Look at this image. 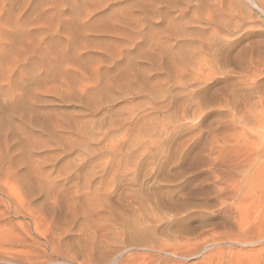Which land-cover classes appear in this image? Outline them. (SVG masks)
Instances as JSON below:
<instances>
[{
	"label": "rangeland",
	"instance_id": "rangeland-1",
	"mask_svg": "<svg viewBox=\"0 0 264 264\" xmlns=\"http://www.w3.org/2000/svg\"><path fill=\"white\" fill-rule=\"evenodd\" d=\"M263 168L264 0H0V264H264Z\"/></svg>",
	"mask_w": 264,
	"mask_h": 264
},
{
	"label": "bare ground",
	"instance_id": "bare-ground-1",
	"mask_svg": "<svg viewBox=\"0 0 264 264\" xmlns=\"http://www.w3.org/2000/svg\"><path fill=\"white\" fill-rule=\"evenodd\" d=\"M251 1H252V0H251ZM250 5H251V4H250ZM232 165H233V164H232ZM233 166H234V165H233ZM239 166H240V165H239ZM259 166H260V165H259ZM255 167H256V166H255ZM228 168H229V167H228ZM258 168H259V167H258ZM236 169H237V168H236ZM234 170H235V169H234ZM247 171H248V170H247ZM247 171H246V172H247ZM263 171H264V168H263ZM257 172H258V171H257ZM263 173H264V172H263ZM233 174H234V173H233ZM132 175H133V174H132ZM229 175H230V174H229ZM238 175H239V174H238ZM242 175H243V174H242ZM219 176H220V175H219ZM262 176H263V175H262ZM240 177H241V176H240ZM254 177H255V176H254ZM232 178H233V177H232ZM235 178H236V177H235ZM255 178H256V177H255ZM255 178H254L253 180H255ZM133 179H134V178H133ZM220 179H221V178H220ZM223 179H224V178H223ZM229 179H230V178H229ZM238 179H239V177H238ZM243 179H244V178H243ZM243 179H242V180H243ZM249 179H250V178H249ZM131 180H132V179H131ZM137 180H138V179H137ZM230 180H233V179H230ZM234 180H235V179H234ZM129 181H130V180H129ZM224 181H225V179H224ZM246 181H247V180H246ZM35 182H36V181H35ZM47 182H48V181H47ZM137 182H138V181H137ZM137 182H136V184H137ZM226 182H227V181H226ZM38 183H39V182H38ZM131 183H132V182H131ZM134 183H135V181H134ZM222 183H224V182H222ZM235 183H236V182H235ZM241 183H242V182H241ZM255 183H256V182H255ZM17 184H18V183H17ZM35 184H36V183H35ZM39 184H40V183H39ZM42 184H43V183H42ZM224 184H225V183H224ZM227 184H228V183H227ZM230 184H231V183H230ZM238 184H240V183H238ZM245 184H246V182H245ZM257 184H258V183H257ZM37 185H38V184H37ZM48 185H49V184H48ZM131 185H133V184H131ZM246 185H247V184H246ZM35 186H36V185H35ZM38 186H39V185H38ZM76 186H77V185H76ZM138 186H140V185H138ZM243 187H244V186H243ZM243 187H242V188H243ZM261 187H262V186H261ZM261 187H259V188H261ZM36 188H37V186H36ZM81 188H83V187H81ZM18 189H19V188H18ZM34 189H35V188H34ZM85 189H86V188H85ZM135 189H137V188H135ZM47 190H48V189H47ZM76 190H77V188H76ZM76 190H75V191H76ZM88 190H89V189H87V191H88ZM254 190H255V189H254ZM257 190H258V189H257ZM260 190H261V189H260ZM29 191H30V190H29ZM29 191H28V192H29ZM32 191H33V190H32ZM40 191H41V190H40ZM134 191H135V190H134ZM138 191H139V190H138ZM222 191H223V190H222ZM244 191H245V189H244ZM11 192H12V191H11ZM33 192H34V191H33ZM44 192H45V191H44ZM85 192H86V191H85ZM89 192H90V191H89ZM25 193H26V192H25ZM76 193H78V192L76 191ZM134 193H135V192H134ZM137 193H138V192H137ZM154 193H155V192H154ZM227 193H228V192H227ZM230 193H231V192H230ZM237 193H238V192H236V194H237ZM251 193H252V192H251ZM253 193H254V191H253ZM21 194H22V193H21ZM30 194H31V193H30ZM78 194H79V193H78ZM138 194H139V193H138ZM232 194H233V193H232ZM22 195H23V194H22ZM32 195H33V193H32ZM43 195H44V194H43ZM86 195H88V194H84L85 197L91 196V194H89L88 196H86ZM94 195H95V193H94ZM94 195H92V197H91V198H93V197L95 198V201L92 200L93 203H91L92 201L89 202L90 199L88 200V202L91 203V208H92V207L95 208V209H96V208H98V209L100 208V209L102 210L101 212H105V213H107L108 208L106 207L105 204L102 203L101 198H100V200H99V199H97L98 196H97V198H96V195H95V196H94ZM230 195H231V194H230ZM237 195L239 196V193H238ZM30 196H31V195H30ZM45 196H46V195H45ZM57 196H58V194H57ZM59 196H60V194H59ZM156 196H157V195H156ZM156 196H155V197H156ZM232 196H233V195H232ZM254 196H255V195H254ZM20 197H21V196H20ZM49 197H50V196H49ZM235 197H236V195H235ZM235 197H234V198H235ZM22 198H23V197H22ZM22 198H21V199H22ZM47 198H48V197H47ZM51 198H52V196H51ZM53 198H55V197H53ZM80 198H81V197H80ZM82 198H83V197H82ZM157 198H158V197H156V199H157ZM263 198H264V197H263ZM21 199H20V200H21ZM55 199H56V198H55ZM71 199H73V198H71ZM71 199H70V200H71ZM131 199H133V200H131V201H133V204H134V201L137 202V204L139 205L138 207H141V205L143 204V202H142L143 200H142L141 196H139V195H134V196L131 197ZM148 199H149V198H148ZM159 199H161V198H159ZM253 199H254V197H253ZM49 200H50V198H49ZM73 200H74V199H73ZM73 200H71V201L68 200V202H70V205H71V203L74 204V201L76 200V198H75L74 201H73ZM86 200H87V198H85V201H86ZM144 200H145V199H144ZM260 200H261V199H259V203H260ZM9 201H10V200H9ZM23 201H24V200H22V203H23ZM85 201H83V204L86 203ZM255 201H256V200H255ZM24 202H25V201H24ZM28 202H29V201H28ZM68 202H67V203H68ZM77 202H78V201H77ZM147 202H149V200H148ZM22 203H21V205H22ZM78 203H79V202H78ZM158 203H159V202H158ZM259 203H258V201H257L256 204L258 205ZM73 204H72V206H73ZM147 204H148V203H147ZM150 204H151V203H150ZM165 204H166V203H165ZM26 205H27V204H26ZM67 205H68V204H67ZM80 205H81V203H80L79 205H77V203H76L77 208H78V206L80 207ZM154 205H155V204H154ZM154 205H153V206H154ZM22 206H23V205H22ZM24 206H25V205H24ZM54 206H55V205H54ZM74 206H75V205H74ZM74 206H73V207H74ZM76 206H75V207H76ZM151 206H152V205H151ZM155 206H156V205H155ZM157 206H158V205H157ZM166 206H167V205H166ZM52 207H53V206H52ZM64 207H65V206H64ZM68 207H71V206H68ZM73 207H72V208H73ZM81 207L83 208V205H81ZM81 207L77 209L78 212L81 211V210H79V209H81ZM89 207H90V206H89ZM15 208H16V207H15ZM49 208H50V207H49ZM72 208H71V209H72ZM85 208H86V207H85ZM143 208H145V207H143ZM64 209H65V208H64ZM110 209L113 210L111 207H110ZM21 210H22V209H21ZM35 210H36V209H35ZM39 210H40V209H39ZM47 210H48V208H47ZM50 210H51V209H50ZM52 210H53V209H52ZM58 210H60V208H59ZM65 210H66V209H65ZM77 210H75V211L72 210V211H73V213H74V212L76 213ZM86 210H87V209H86ZM154 210H155V209H154ZM156 210H157V209H156ZM156 210H155V211H156ZM159 210H160V209H159ZM167 210H168V209H167ZM54 211H56V210H54ZM82 211H83V209H82ZM82 211H81V212H82ZM115 211H116V210H115ZM23 212H24V211H23ZM84 212H85V211H84ZM87 212H88V211H87ZM108 212H111V211L109 210ZM112 212H114V211H112ZM139 212H140V211H139ZM19 213H20V212H19ZM47 213H48V212H47ZM66 213H67V212H66ZM82 213H83V212H82ZM82 213H81V214H82ZM114 213L116 214V212H114ZM131 213H132V212H131ZM152 213H153V212H152ZM155 213H156V212H155ZM171 213H172V212H171ZM34 214H35V213H34ZM49 214H50V213H49ZM49 214H48V216H49ZM59 214H60V213H59ZM70 214H71V212H70ZM153 214H154V213H153ZM54 215H55V214H54ZM64 215H66V214H64ZM71 215H72V214H71ZM103 215L105 216V214H103ZM106 215H107V214H106ZM109 215L111 216L110 213H109ZM117 215H118V214H117ZM136 215H137V214H136ZM34 216H35V215H34ZM42 216H43V215H42ZM79 216H80V212H79ZM110 216L107 217V218H110ZM112 216H113V215H112ZM118 216H119V215H118ZM118 216H117V217H118ZM130 216H131V215H130ZM130 216L128 217V219L130 218ZM140 216H141V215H140ZM145 216H146V215H145ZM173 216H174V215H173ZM44 217H45V216H44ZM44 217H43V218H44ZM51 217H52V216H51ZM72 217H73V216H72ZM87 217H88V215H87ZM117 217H116V218H117ZM30 218H31V216H30ZM65 218H66V217H65ZM118 218H120V217H118ZM118 218H117V219H118ZM177 218H178V217H177ZM34 219H36V216L34 217ZM39 219H40V216H39ZM89 219H90V217H89ZM122 219H123V218H122ZM122 219H120V220H122ZM128 219H127V220H128ZM31 220H32V219H31ZM49 220H50V219H49ZM106 220H107V219H106ZM113 220H114V219H113ZM113 220H112V221H113ZM118 220H119V219H118ZM64 221H65V220H64ZM110 221H111V220L108 221L109 224H112V222L110 223ZM115 221H116V220H114L113 222H115ZM177 221H178V220H177ZM35 222H36V220H35ZM37 222H38V221H37ZM48 222H49V221H48ZM62 222H63V221H62ZM132 222H133V220H132ZM134 222H135V221H134ZM32 223H33V222H32ZM44 223H46V222H44ZM63 223H64V222H63ZM116 223H117V226H116V227L122 226V225H119L118 222H116ZM127 223H128V222H127ZM123 224H125V222H124ZM27 225H28V224H27ZM43 225H44V224H43ZM59 225H60V224H59ZM66 225H67V224H66ZM113 225H114V224H113ZM115 225H116V224H115ZM115 225H114V226H115ZM34 226H35V225H34ZM39 226H40V225H39ZM104 226H105V225H104ZM104 226H103V227H104ZM25 227H26V226H25ZM35 227H36V226H35ZM46 227H47V226H46ZM61 227H62V226H61ZM67 227H68V226H67ZM108 227H109V226H108ZM134 227H135V226H134ZM53 228H54V226H53ZM58 228H59V227H58ZM98 228H99V227H98ZM122 228H123V227H122ZM38 229H39V228H38ZM68 229H69V228H68ZM102 229H103V228H102ZM109 229H110V228H109ZM131 229H132V228H131ZM49 230H50V229H49ZM49 230H48V231H49ZM69 230H70V229H69ZM103 230H104V229H103ZM115 230H116V229H115ZM123 230H124V229H123ZM50 231H51V230H50ZM57 231H58V230H57ZM57 231H55V232H57ZM104 231H105V230H104ZM126 231H127V230H126ZM44 232H45V231H44ZM58 232H59V231H58ZM108 232H109V231H108ZM124 232H125V231H124ZM50 233H51V232H50ZM60 233H61V232H60ZM104 234H105V233H104ZM107 234H108V233H107ZM118 234H119V233H118ZM36 235H37V234H36ZM99 235H100V234H99ZM52 236H53V235H52ZM142 236H143V235H142ZM37 237H38V235H37ZM54 237H55V236H54ZM135 238H136V237H135ZM109 239H110V238H109ZM48 240H49V238H48ZM50 243H51V242H50ZM101 244H102V243H101ZM90 245H91V244H90ZM97 245H99V244L97 243ZM94 249H95V248H94ZM86 253H87V255H88V252H86ZM95 253H96V252H95ZM83 254H84V253H83ZM87 255H86V256H87ZM81 256H82V255H81ZM84 256H85V255H84ZM88 256H89V255H88ZM87 259H88V258H87ZM87 259H86V261H88ZM91 261H92V260H91ZM89 262H90V261H88L87 264H88Z\"/></svg>",
	"mask_w": 264,
	"mask_h": 264
}]
</instances>
